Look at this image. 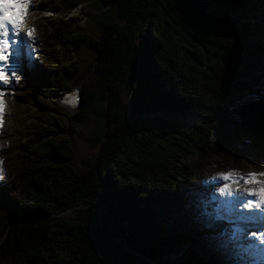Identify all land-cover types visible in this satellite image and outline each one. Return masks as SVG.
Instances as JSON below:
<instances>
[{"label":"trees","instance_id":"16d2710c","mask_svg":"<svg viewBox=\"0 0 264 264\" xmlns=\"http://www.w3.org/2000/svg\"><path fill=\"white\" fill-rule=\"evenodd\" d=\"M99 1L110 21L97 35L49 20L62 49L93 55L85 78L73 82L78 68L62 63L43 82L60 94L80 81L81 108L19 86L36 106L22 127L6 104L0 264H168L171 254L175 264H220L225 233L208 229L204 212L220 184L208 181L250 164L264 171V139L238 115L264 101V0Z\"/></svg>","mask_w":264,"mask_h":264},{"label":"snow or ice","instance_id":"6c2138e0","mask_svg":"<svg viewBox=\"0 0 264 264\" xmlns=\"http://www.w3.org/2000/svg\"><path fill=\"white\" fill-rule=\"evenodd\" d=\"M30 0H0V126L6 110L5 95L18 80L20 60L27 55L26 41L34 39L35 29L25 26ZM22 36L25 39H19ZM75 94L65 102L75 105ZM0 171V178H2ZM215 178L222 181L216 191L230 214L232 228L228 240L232 243L233 264H264V171L241 172L229 169L218 172ZM252 185L246 187L245 185ZM2 207V204H0Z\"/></svg>","mask_w":264,"mask_h":264},{"label":"rangeland","instance_id":"374dc122","mask_svg":"<svg viewBox=\"0 0 264 264\" xmlns=\"http://www.w3.org/2000/svg\"><path fill=\"white\" fill-rule=\"evenodd\" d=\"M52 1L54 0H30V6L25 17V26L34 27L35 38L33 41H26V44L28 45L27 55L21 56L20 70L18 72L20 78L12 82L10 87L12 94L5 95V97L7 96L5 102L8 109H10L13 114L12 117L14 118L15 116L16 120L14 122L17 123L18 126L25 127L26 125H31V121L34 119L36 106L31 105L30 102H26L22 97L19 98L18 95L23 88L16 87L27 85L35 91L38 90L37 94L40 95L44 101L56 105L58 103V98L55 97L56 93L51 91L48 92L47 89L44 88L45 85L43 82H46L51 76H54V70L62 63H64V65L70 63L71 66L78 68L77 73L73 77V82L79 80V78H85L86 73L89 71V67L92 65L91 60L93 55L91 51L89 52L88 47L81 46V49L78 52L72 47H69V49H62L55 37L52 36L49 20L53 17H51L52 14H49L48 11V8L51 7ZM83 5L84 8L80 5L78 8L73 7L70 9V12H64L63 14H66L69 19L67 20L68 23L61 22V27L69 29L70 27L75 26L73 27V33L78 32L82 35H97L101 28L110 21V11L107 9V6L99 0H85ZM44 13L49 14L50 16H43ZM19 39L25 38L21 34ZM74 52H76V54L71 56ZM145 112L156 113L160 117H164L168 120L173 119L178 123L185 124H191L203 120L193 113L168 114L151 110H146ZM258 169L259 168L254 164H250L246 172H259ZM208 182L222 184V181L215 177H212ZM245 186L252 187L250 184ZM219 196L218 192H214L213 198L215 200L219 201V198H221ZM217 209L218 206L216 205L214 211ZM204 210L212 216H215L216 214L215 212H212L210 207H205ZM71 212V210H68L64 212L63 215H67ZM170 258L172 261H167V263L175 264L174 261L177 256L171 254Z\"/></svg>","mask_w":264,"mask_h":264},{"label":"water","instance_id":"95a60500","mask_svg":"<svg viewBox=\"0 0 264 264\" xmlns=\"http://www.w3.org/2000/svg\"><path fill=\"white\" fill-rule=\"evenodd\" d=\"M125 95V92L123 93ZM239 124L246 133L264 139V101H250L239 110Z\"/></svg>","mask_w":264,"mask_h":264},{"label":"clouds","instance_id":"9594fccd","mask_svg":"<svg viewBox=\"0 0 264 264\" xmlns=\"http://www.w3.org/2000/svg\"><path fill=\"white\" fill-rule=\"evenodd\" d=\"M76 5H82V8H84V5H83V3H75V4H73V5H71L70 7H68V8H66V9H63V10H59V9H57V10H55V9H53L52 7H49L48 8V11L50 12L51 10H55L58 14H60V15H57L56 13H53V15L55 16V17H58V18H63L64 20H68L69 18H65L63 15H61L62 13H64V12H68L70 9H72L73 7H75ZM43 16H50L49 14H43ZM51 17H53V16H51ZM54 18V17H53ZM77 26V25H76ZM75 27V26H74ZM64 91V90H63Z\"/></svg>","mask_w":264,"mask_h":264},{"label":"bare ground","instance_id":"6f19581e","mask_svg":"<svg viewBox=\"0 0 264 264\" xmlns=\"http://www.w3.org/2000/svg\"><path fill=\"white\" fill-rule=\"evenodd\" d=\"M79 6H80V5H76L75 7L78 8ZM68 12H70V11H68ZM65 13H66V12H65ZM61 15H63V16L65 15L66 18H69V17L66 16V14H63V13H62Z\"/></svg>","mask_w":264,"mask_h":264}]
</instances>
